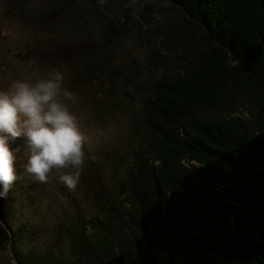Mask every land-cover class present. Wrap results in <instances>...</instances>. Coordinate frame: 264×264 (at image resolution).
Listing matches in <instances>:
<instances>
[{
    "label": "rangeland",
    "instance_id": "obj_1",
    "mask_svg": "<svg viewBox=\"0 0 264 264\" xmlns=\"http://www.w3.org/2000/svg\"><path fill=\"white\" fill-rule=\"evenodd\" d=\"M201 34L164 0H0V90L12 79L59 70L78 97L73 111L86 155L70 190L55 171L36 182L24 171V138L9 140L17 179L0 199V264H95L130 247L140 211L134 183L143 198L160 165L148 149L156 139L141 102L160 75L175 74L208 48ZM210 96L229 126H264L259 93L242 81ZM201 100L213 109L207 96ZM137 154L153 175L134 169ZM197 164L181 154L174 167L182 173Z\"/></svg>",
    "mask_w": 264,
    "mask_h": 264
},
{
    "label": "trees",
    "instance_id": "obj_2",
    "mask_svg": "<svg viewBox=\"0 0 264 264\" xmlns=\"http://www.w3.org/2000/svg\"><path fill=\"white\" fill-rule=\"evenodd\" d=\"M164 1L200 28L208 48L160 75L141 102L158 176L143 198L134 183L140 211L130 247L95 264H264V126H229L210 96L242 81L264 110V0ZM181 154L198 164L177 173ZM133 164L153 175L147 158L137 154Z\"/></svg>",
    "mask_w": 264,
    "mask_h": 264
},
{
    "label": "clouds",
    "instance_id": "obj_3",
    "mask_svg": "<svg viewBox=\"0 0 264 264\" xmlns=\"http://www.w3.org/2000/svg\"><path fill=\"white\" fill-rule=\"evenodd\" d=\"M77 95L64 86L63 74L12 79L0 90V199L16 182L15 155L9 140L24 138V171L38 183H47L53 171L70 190L80 180L86 155L85 136L73 106Z\"/></svg>",
    "mask_w": 264,
    "mask_h": 264
}]
</instances>
